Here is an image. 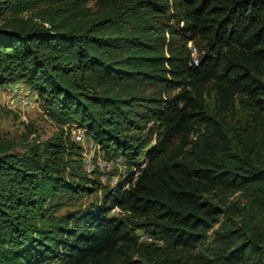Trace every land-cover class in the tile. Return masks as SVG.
<instances>
[{
  "label": "trees",
  "instance_id": "obj_1",
  "mask_svg": "<svg viewBox=\"0 0 264 264\" xmlns=\"http://www.w3.org/2000/svg\"><path fill=\"white\" fill-rule=\"evenodd\" d=\"M89 2L0 0V89L61 128L0 131V264H264V0ZM72 125L127 175L87 172Z\"/></svg>",
  "mask_w": 264,
  "mask_h": 264
},
{
  "label": "rangeland",
  "instance_id": "obj_2",
  "mask_svg": "<svg viewBox=\"0 0 264 264\" xmlns=\"http://www.w3.org/2000/svg\"><path fill=\"white\" fill-rule=\"evenodd\" d=\"M90 5L95 7V0H90ZM2 89V88H1ZM0 89V131L3 133L4 136L9 138H15L18 140H22L24 137H28V141L33 142L36 140L43 141L58 133L61 128L58 123H56L50 116L43 110L41 103L39 106H35L30 110L25 111V113H19L11 110L6 105L3 104L4 101L3 96V89ZM210 103H213V97L208 98ZM2 103V104H1ZM92 165L87 166V163L83 162L85 170L93 169L99 170V173L96 175H92L96 177L100 175V178L103 183L113 184L114 179L117 178L119 174L120 168L119 165L116 163V158H109L103 151L101 153H95L94 156L90 154ZM102 158L106 161L109 165L107 168H99V164L103 167L104 163ZM99 168V169H97ZM102 193L98 194V197H101ZM97 196H84L76 204H71L68 199L64 200L67 205L62 209L61 212L66 211L67 209H74L78 205H88L90 202L95 201ZM119 208H115L112 213L119 214ZM211 234V233H210ZM212 235V234H211Z\"/></svg>",
  "mask_w": 264,
  "mask_h": 264
},
{
  "label": "built area",
  "instance_id": "obj_3",
  "mask_svg": "<svg viewBox=\"0 0 264 264\" xmlns=\"http://www.w3.org/2000/svg\"><path fill=\"white\" fill-rule=\"evenodd\" d=\"M189 46L191 47L193 51V55L196 58L197 56V48L194 47V44L192 42L189 43ZM3 104L6 105L11 110L17 112V113H25V111L32 109L33 107H37L40 105L41 99L40 96L36 93L30 90V88L23 82H18L15 84H10L3 88V96H2ZM2 104V103H1ZM71 136L72 139L81 144L83 146V162L87 163V166H93L92 160L90 157V154L94 156L95 153H101L100 146L91 141L88 140L86 136V129L77 127V125L71 126ZM99 160H102L104 163V166L102 167L99 164V168L102 169L105 167L108 169L109 165L106 161H104L102 158ZM116 163L119 165L120 171L117 175V178L114 179V185L117 183L120 177H125L127 175V164L124 157L119 156L116 158ZM94 171L93 167L92 169H87V172L92 173ZM128 185L126 186V188ZM140 241L148 242V243H156L157 245L163 246L165 244L164 239L160 237H155L153 235L144 233V232H138Z\"/></svg>",
  "mask_w": 264,
  "mask_h": 264
}]
</instances>
